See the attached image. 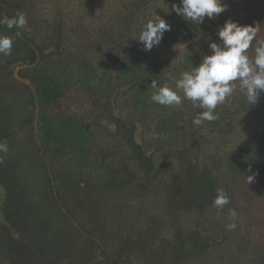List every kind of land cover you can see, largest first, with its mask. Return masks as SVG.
<instances>
[{
    "label": "trees",
    "instance_id": "16d2710c",
    "mask_svg": "<svg viewBox=\"0 0 264 264\" xmlns=\"http://www.w3.org/2000/svg\"><path fill=\"white\" fill-rule=\"evenodd\" d=\"M223 2V13L198 25L171 12L179 0H0V16L21 11L27 19L24 28L0 25L14 40L11 55L0 54V141L8 144L0 153V264L27 256L37 264H186L188 251L169 246L171 258L155 245L162 226L144 221V196L133 197L132 183L153 194L160 181L174 183L163 190L174 196L163 212L175 234L208 232L206 246L195 243L197 255L224 250L235 236L217 223L224 221L206 219L218 188L242 215H264L263 198L247 205L264 170V93L249 106L237 87L218 105V119L200 126L192 118L201 109L190 101L177 108L150 99L151 80L174 86L169 77L199 64L226 19L259 24L264 38V0ZM155 14L171 30L142 51L134 37ZM107 117L115 126L105 127L103 142ZM113 140L121 145L116 157L106 146ZM162 149L163 161L177 160L156 165L153 154ZM244 182L236 194L233 184ZM195 211L187 226L181 214ZM259 230L264 246V220ZM238 256L209 264H247Z\"/></svg>",
    "mask_w": 264,
    "mask_h": 264
},
{
    "label": "clouds",
    "instance_id": "9594fccd",
    "mask_svg": "<svg viewBox=\"0 0 264 264\" xmlns=\"http://www.w3.org/2000/svg\"><path fill=\"white\" fill-rule=\"evenodd\" d=\"M223 0H179L171 5V12L182 17L186 22L201 25L205 18L213 19L226 10ZM168 8V6H167ZM167 14L169 12V8ZM27 24L25 14L17 11L14 16H0V25L8 29L24 28ZM171 30V25L160 15L147 19L134 39L142 45V51H151L159 46L164 33ZM259 24H240L229 18L216 32L218 42L208 44V53L200 57V62L190 70H183L178 78L170 76L174 86L161 84L152 79L150 87L154 89L151 101L155 104L180 108L185 101L201 109L193 118L192 124L200 126L205 121L218 119L217 107L239 90L249 106L258 103L264 93V38H258ZM210 39V38H209ZM14 40L10 35L0 34V54L11 55ZM252 49V54H249ZM8 152L7 141H0V153ZM2 162V160H0ZM254 176H247V183ZM230 199L223 188L216 190L213 206L223 209ZM229 219L237 217L235 209H229ZM237 225L229 223L227 229L234 230Z\"/></svg>",
    "mask_w": 264,
    "mask_h": 264
},
{
    "label": "rangeland",
    "instance_id": "374dc122",
    "mask_svg": "<svg viewBox=\"0 0 264 264\" xmlns=\"http://www.w3.org/2000/svg\"><path fill=\"white\" fill-rule=\"evenodd\" d=\"M16 72V70H15ZM14 72V76L18 79L16 73ZM11 88L12 90H14L16 88V90H19L20 87L18 86V84L16 83H11ZM119 111H116L114 116L119 118L121 117V115L119 114ZM111 116V115H110ZM111 118H104L101 121V125H100V140H102L103 142H105L106 137L104 135L105 133V127L110 128V130L114 129L115 124L113 123V121L110 120ZM136 140L139 142L140 139L138 138V131L136 132ZM147 139V138H146ZM185 141V139H183ZM188 141H186L187 143L189 141H191V138L186 139ZM107 147L111 146L112 149L115 152H113L111 155L112 157H116L118 154V151H120V147L121 146L118 142V140H113L112 143L107 144ZM152 146V145H151ZM150 146V147H151ZM186 146V145H185ZM165 152L162 151H157L154 152L153 154V160L155 162V164H161V167H163L164 165L169 164L171 161L173 160H177L176 159V155L171 154L170 157L166 158V160L163 161L162 157L165 159L164 154ZM110 155V154H109ZM108 158L110 161H112V157ZM202 159L200 158V163L202 162L204 164L203 161H201ZM207 163V162H206ZM208 166H210L209 164H207ZM180 168H183L181 165H179ZM179 173H182L181 171H179ZM260 180H258V187L255 188L252 192V190L249 192V199L251 202H248L249 204L247 205H251L253 203H257L261 198H263L264 200V170L262 173L261 178H259ZM177 180V178H176ZM156 182V181H155ZM172 181H160L158 186L157 191L151 192L150 189L147 190H141V192H137L139 189L132 183L130 184L128 187L131 188L132 190V195L133 197L137 198V200H139L141 197L144 196L143 199V203H144V208L143 207H139V210H141L139 213L145 216L144 221L145 222H149L153 227H156L157 229H160V227L162 226L161 230L157 231V235H156V242L155 245L157 247H161L163 249V251H161L162 253H164L165 255H170L172 252L171 248L168 249L167 247L169 246H173L175 247L176 245H178V247H181L180 251L186 250L188 251V256L189 258V262L188 264H209L210 261H213L215 258L219 257V256H224L227 257L228 253L230 255H234L236 254L239 255L238 257L241 260H244L245 263L249 264L246 261L251 262V264H264V246H261V244L259 243L261 237H259L260 233L259 232V228L262 225V221L264 220V215L261 214V212L258 211H254V212H246L244 215H242L243 213H241V210L239 209V207H237V205H226L222 210L218 209L214 206H212L211 209H208V207L206 208L207 210H210V212L208 213V216L206 219H214L219 220V221H224V223H220L217 222L221 225H223V227H225L227 229V225L229 223H235L237 225V227L234 229V232H232L235 236L231 239V241L226 242L224 245H226L223 249H220L221 251H211L210 254L207 255H197L198 254V250L195 247V243H200L204 246H206V244L208 243V241H206V239H210V236L208 234V232L204 231L202 233L199 232H190L188 233V230H183L181 233L179 234H175L172 232V229L170 228V224H168V217H170L169 215H166L163 210L165 209L164 207H166L167 205V201L169 200H173L174 196L172 195H166L164 193L163 190L165 191H171L172 189H174L176 186L173 185L174 183H171ZM168 183L169 185H172L171 188L169 187H165L162 189L163 185ZM246 182L244 183H235L233 184L234 187H232V189L236 190V194H238L240 191V189H242V187H244ZM151 186H155V185H148V187ZM239 188V189H238ZM238 189V190H237ZM253 197H256L257 199H254ZM261 197V198H260ZM3 198V190L0 188V206H1V201ZM133 201V199H132ZM138 203V202H137ZM141 203V200L138 204ZM142 203V205H143ZM147 207H149V209H146ZM142 208V209H141ZM163 208V209H161ZM229 209H235V211L237 212V217L234 220L229 219L228 216V212ZM133 211V209H132ZM212 212V214H211ZM138 213V214H139ZM198 215V211L195 212H189L188 216H185L184 214H181L182 216V220L186 221V225H192L194 223L193 220H187L186 218H196V216ZM0 222L4 223L1 215H0ZM141 223V221L139 222ZM138 223V224H139ZM194 225V224H193ZM195 229L196 226H195ZM231 234V233H230ZM253 235H256L257 238H255ZM259 235V236H258ZM16 237V236H15ZM252 237V238H251ZM223 245V246H224ZM155 247V246H154ZM227 248V249H226ZM183 249V250H182ZM164 250L166 251V253L164 252ZM203 250H205V248H203ZM171 258L173 257V255H170ZM195 257V259H194ZM15 257L9 258L4 260L3 264H37V262L32 259V258H28L27 257H23L20 260L18 259H14ZM226 259V258H225ZM246 260V261H245Z\"/></svg>",
    "mask_w": 264,
    "mask_h": 264
},
{
    "label": "water",
    "instance_id": "95a60500",
    "mask_svg": "<svg viewBox=\"0 0 264 264\" xmlns=\"http://www.w3.org/2000/svg\"><path fill=\"white\" fill-rule=\"evenodd\" d=\"M24 82L29 83L30 85H32V83L29 80H24Z\"/></svg>",
    "mask_w": 264,
    "mask_h": 264
},
{
    "label": "flooded vegetation",
    "instance_id": "af4514ba",
    "mask_svg": "<svg viewBox=\"0 0 264 264\" xmlns=\"http://www.w3.org/2000/svg\"><path fill=\"white\" fill-rule=\"evenodd\" d=\"M202 252V251H201ZM189 261H185L186 264H188Z\"/></svg>",
    "mask_w": 264,
    "mask_h": 264
}]
</instances>
